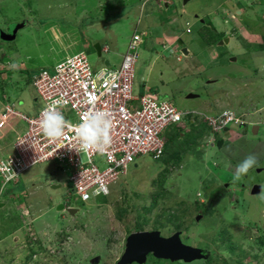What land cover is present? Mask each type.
<instances>
[{
    "label": "rangeland",
    "instance_id": "rangeland-1",
    "mask_svg": "<svg viewBox=\"0 0 264 264\" xmlns=\"http://www.w3.org/2000/svg\"><path fill=\"white\" fill-rule=\"evenodd\" d=\"M163 1L0 0V29L8 32L11 23L25 21L13 39H0V157L27 126L18 114L2 116L4 104L27 115L42 105L34 73L79 49L88 52L93 67L106 58L115 66L134 31L142 37L136 87L181 110L229 107L248 118L209 142L213 133L197 115L172 136L194 141L180 149L179 159H172L173 146L157 158L138 156L110 194L86 201L72 193L66 166L54 160L31 165L0 194V264H115L137 220L140 229L163 235L181 229L182 242L211 250L207 258L180 264H264V0ZM11 51L16 64L5 60ZM189 93L197 95L187 98ZM251 121H260L256 134ZM249 154L257 164L235 179V166ZM255 184L262 185L258 194H252ZM60 202L79 209L58 210Z\"/></svg>",
    "mask_w": 264,
    "mask_h": 264
},
{
    "label": "built area",
    "instance_id": "built-area-1",
    "mask_svg": "<svg viewBox=\"0 0 264 264\" xmlns=\"http://www.w3.org/2000/svg\"><path fill=\"white\" fill-rule=\"evenodd\" d=\"M141 34L134 31L123 59L115 65L103 63L93 67L88 52L79 49L55 61L51 68L33 74L31 81L42 102L33 114L27 115L6 102L2 116L18 114L27 122L25 130L15 134L11 150L0 157V194L7 186L17 183L20 173L31 165L54 160L69 170L72 193L81 201L110 193L112 185L128 173L136 157L162 154L167 130L191 124L202 115L213 135L233 123L245 120L231 110L215 113L179 109L171 100L161 98L156 92L135 86V62L138 60ZM59 100V111L73 126L78 125L93 111H104L111 119V142L104 151L95 148L80 150L75 127L65 129L59 140H50L39 127L42 109ZM103 185L107 193L97 189ZM65 210L75 206L62 202Z\"/></svg>",
    "mask_w": 264,
    "mask_h": 264
},
{
    "label": "water",
    "instance_id": "water-1",
    "mask_svg": "<svg viewBox=\"0 0 264 264\" xmlns=\"http://www.w3.org/2000/svg\"><path fill=\"white\" fill-rule=\"evenodd\" d=\"M172 0H165L163 4L167 6ZM188 0H182L183 3H186ZM25 21H16L10 24L8 32H4L0 29V39L4 38L6 40L13 39L16 35L18 28L24 25ZM228 38L225 37L219 42L223 43ZM177 42L180 44L181 39H178ZM95 50H97L99 55H102V50L100 43L96 42L94 44ZM181 50L184 51L187 55L189 54L188 49L185 46L181 47ZM236 59V56H233ZM105 63H108V58L105 59ZM197 95L194 93H189L187 98H193ZM259 128L258 124H255L252 128V133L256 134L257 129ZM62 184H52L53 188H60ZM262 191V185L255 184L252 187V194H258ZM4 204V201L0 203V206ZM58 210H63L64 204L60 202L56 205ZM70 213H74L78 210L77 206H70L66 208ZM181 230L177 229L169 235L161 234L159 229H137L130 232L125 239V249L121 254L119 259L115 261V264H132L133 262L142 264L147 258L148 254L152 253L153 256L157 258H164L169 260H181L183 262H191L199 258H207L211 254V250L207 247L202 246H191L184 242L180 237ZM98 256L95 255L92 257V260H97Z\"/></svg>",
    "mask_w": 264,
    "mask_h": 264
},
{
    "label": "clouds",
    "instance_id": "clouds-1",
    "mask_svg": "<svg viewBox=\"0 0 264 264\" xmlns=\"http://www.w3.org/2000/svg\"><path fill=\"white\" fill-rule=\"evenodd\" d=\"M60 106V101L55 100L51 104L45 106L41 111L39 127L42 129V133L45 137L53 141L59 140L64 137L66 128L75 127V134L80 142V150L86 151L95 148L97 150L104 151L107 148L111 142L110 128L112 123L108 113L100 110L90 112L86 119H83L78 125L73 126L70 121L66 120L63 113L58 110ZM222 110H231L234 114L240 115L243 118V115L236 113L229 107L220 109L219 111ZM243 119L245 121L239 124H246L248 122L247 118ZM254 125L255 124H253V126ZM229 127L230 126L226 127L223 131L228 130ZM207 129L209 131V128ZM217 133L218 131L214 132V134ZM256 164L257 157L254 154L246 156L235 166V179L239 180ZM0 170L3 169L0 168ZM101 190L104 191L105 194L107 193V188L101 185V187L97 189L96 194H99ZM63 210H65V208Z\"/></svg>",
    "mask_w": 264,
    "mask_h": 264
},
{
    "label": "trees",
    "instance_id": "trees-1",
    "mask_svg": "<svg viewBox=\"0 0 264 264\" xmlns=\"http://www.w3.org/2000/svg\"><path fill=\"white\" fill-rule=\"evenodd\" d=\"M190 125V124H189ZM204 125L205 126H208L207 125V122L205 121L204 122ZM179 127V126H178ZM177 129V127H174V128H172V129H170V130H167V138H166V141H165V147H164V149H163V152L167 149V147L168 146H173V150H174V155L173 156H175V158H172L173 160H177V159H179L180 158V156H181V152H183V151H181L182 150V148L184 147V145L185 146H187V145H191L194 141H190V143H189V141H188V139L190 138L189 137V135H187L186 136V139H181V140H179V139H177V141H175L176 139H174V138H172V136L173 135H178V131L176 130ZM180 129V128H179ZM178 129V130H179ZM194 132H197V131H194ZM200 133L201 132H199V135H200ZM196 134V133H195ZM194 134V135H195ZM168 136H169V139H168ZM178 137V136H177ZM191 138H193V137H191ZM183 140V141H182ZM180 143L183 145V146H180ZM170 144V145H169ZM179 144V145H178ZM180 146V147H179ZM192 147V146H191ZM188 148V147H187ZM181 149V150H180ZM189 149V148H188ZM117 184V183H116ZM116 184H114V185H116ZM4 192H6V189H4L3 190ZM110 192H111V189H110ZM110 194V193H109ZM104 196H106V195H104ZM100 197H103V196H100ZM105 198V197H104ZM139 220H137L136 221V223H134V225H133V229H135V230H137V229H140V228H142L141 226V224L138 222ZM177 230V229H176ZM181 230V229H180ZM181 235V234H180ZM226 239V238H225ZM224 239V240H225ZM226 245H228V247H229V249H232V250H234V247H233V245H232V242L229 240V238L228 239H226ZM148 260L149 261H152V260H156V261H160V263L161 264H180L181 262H183V261H181V260H174V261H172V260H169V259H164V258H157V257H155V256H153L152 255V253H150V254H148ZM134 264H137L136 262H133ZM147 264V263H146Z\"/></svg>",
    "mask_w": 264,
    "mask_h": 264
},
{
    "label": "crops",
    "instance_id": "crops-1",
    "mask_svg": "<svg viewBox=\"0 0 264 264\" xmlns=\"http://www.w3.org/2000/svg\"><path fill=\"white\" fill-rule=\"evenodd\" d=\"M231 11V10H230ZM232 12V11H231ZM233 17V16H232ZM186 28H188V27H186ZM188 31V30H187ZM189 31H190V29H189ZM188 31V32H189ZM230 38V37H229ZM178 39H180V38H178ZM178 39H175V41L176 40H178ZM172 42V41H171ZM181 42H182V40H181ZM100 47H102L101 45H100ZM104 47H102L101 48V50L103 49ZM14 53V51H11V52H9L8 53V56L5 58V60H10L9 58H11V62H13V64H16V62H14V60H12V56L14 55L13 54ZM179 56V59L180 58H182V55H178ZM237 59V58H236ZM108 60H109V62L108 63H110V58H108ZM104 61H105V59H104ZM18 66V65H17ZM143 77V76H142ZM218 87H220V88H225L222 84H220V85H218ZM3 95V94H2ZM196 97V96H195ZM194 98V97H193ZM254 111H256V110H254ZM206 112V111H205ZM208 113H210V112H208ZM241 115H243V118H246L245 116V111H242V113H240ZM247 121H248V118H247ZM253 124H257V123H259L260 121H257V122H254V121H251ZM230 135H231V138H234L235 137V133L234 132H232V133H229ZM225 135V134H224ZM220 150H222V149H220ZM248 150V149H247ZM247 150H245V151H247ZM242 151V150H241Z\"/></svg>",
    "mask_w": 264,
    "mask_h": 264
},
{
    "label": "flooded vegetation",
    "instance_id": "flooded-vegetation-1",
    "mask_svg": "<svg viewBox=\"0 0 264 264\" xmlns=\"http://www.w3.org/2000/svg\"><path fill=\"white\" fill-rule=\"evenodd\" d=\"M165 1V0H164ZM236 1V5L238 4V2H239V0H235ZM238 11H235V12H241V10L240 9H237ZM9 26L10 25H8L7 26V30L9 29ZM258 125H259V128H260V122L259 123H257ZM259 128L257 129V132H258V130H259ZM66 211H68L67 209H66ZM69 212V211H68Z\"/></svg>",
    "mask_w": 264,
    "mask_h": 264
}]
</instances>
